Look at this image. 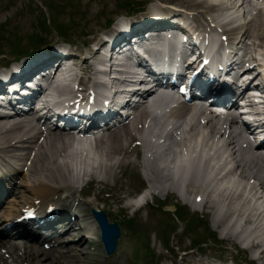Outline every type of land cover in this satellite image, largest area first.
<instances>
[{"label": "bare ground", "instance_id": "6f19581e", "mask_svg": "<svg viewBox=\"0 0 264 264\" xmlns=\"http://www.w3.org/2000/svg\"><path fill=\"white\" fill-rule=\"evenodd\" d=\"M178 5H187L186 7H198L201 8L198 15L202 16L204 14H209L211 10H213L214 5L209 4L212 0H172ZM223 3V0H219ZM209 2V3H208ZM218 7H221L220 4H217ZM224 10H228L230 7L222 6ZM164 7L154 6L152 7V13H144L143 16L139 19L138 23L142 24L143 22H149L152 20H156L158 17L155 15H161L163 13ZM158 10V11H155ZM229 16L232 13H227ZM153 16H156L153 18ZM97 16L96 18H98ZM134 24L133 29H140L141 26H137L138 24L132 22ZM170 23V22H169ZM156 23H146V25L153 27ZM234 28H228L224 33L232 32ZM223 34V32H222ZM240 37L244 38H252L253 32L245 29V31L241 34ZM103 41V40H100ZM256 41V40H254ZM253 41V42H254ZM106 44V42H104ZM237 43H240V40ZM235 44V45H236ZM100 52L96 50H92V56H99ZM68 57H72L73 59H78V56H72L68 53ZM50 60V58H49ZM48 60V61H49ZM63 60L69 61L68 58H63ZM60 60V61H63ZM47 61V62H48ZM80 64L84 65L87 71H91L90 69L93 66L87 62V59L83 57L80 60ZM28 67L34 68L32 63L23 62L21 64H17L15 67H9L7 72L9 75H13L19 71H25ZM263 75H264V68ZM43 72L49 73L48 69H43ZM2 74H0V79L2 78ZM22 76H17L12 79H21ZM238 80L236 79L234 83ZM96 80L92 77L91 86H96ZM90 86V87H91ZM58 93L60 92L57 89ZM149 96L151 95L148 94ZM212 95L214 93L212 92ZM154 104V103H152ZM44 107H47L45 105ZM182 113V111L176 112ZM142 113H137L133 119L129 122V124L123 129V133H115L111 132L107 135V137H100L99 143L96 147H99V151L96 153L98 157H101L104 163L94 166L92 163L87 162L85 165L86 168L82 167L81 170L82 176H89L90 178L95 179L98 171L104 170L107 176L114 177L116 176V170H120L130 165H139L143 167V174L148 179L150 183V187L152 189H157L158 192H167L169 189H183L185 193L187 191H192L196 189V191L207 190L209 194L213 196V200L210 202L211 207L216 206L220 207L221 202L227 203L225 213L229 215L236 214V220L227 228H225V236L232 237L233 244H237V241H249L250 248H263L260 251V257L264 258V234L263 232H258L254 237L252 234H249L244 228L239 227L238 219H244V222L247 224H251V229L254 228L258 224L262 223V219H260L264 215V211L258 212H248L250 208L244 211L245 202L248 199L246 192L250 189L248 180L250 177L257 179L260 184H264V166L261 164L250 166V161L255 159L249 154L241 150L237 145L233 142L231 146H224L221 152L217 155V158L208 157L204 159L203 168H200L197 165L193 167L186 164L185 166L178 165L173 170H169L166 167V163L162 162V154H167L166 152H170L171 157L169 156V161L167 164L173 162L172 156H175L173 150L170 149V142L176 141V139L169 138V143L166 145L160 146L159 144H154L153 142L147 140L148 135L143 136L140 135L139 130L136 133L139 137H133L131 130H136V127L139 123H141ZM157 118V117H156ZM152 122L155 123L156 119L152 118ZM165 120V118H163ZM208 123L215 127L220 123V118L208 119ZM15 121H6L0 117V157L5 158H17L18 161H23L25 159H29L31 155V151L35 150L33 156L31 157L32 164L28 168V172L25 174L28 176V181L25 182V185L29 191H32L34 194H37V198L40 201L50 202L53 200V193L51 194V190H55L57 186L47 182L45 176H43V171L47 170V172H53L56 174V177L63 181V179L59 176L62 172H68V174L73 173L72 169V160L73 162L77 161V151L73 150L70 146L68 147V142L66 139L70 140V136H65L63 134L56 133H48L44 136L43 141L38 142L39 134L37 135L36 124L31 121L28 126L26 123H17ZM200 124V123H198ZM26 129H24V128ZM143 127H145L143 125ZM15 128V129H14ZM18 128H23L21 130H16ZM166 128V125H160L158 130L155 132V135H158L160 130ZM152 128H148L149 134L151 133ZM220 134H223L222 130H218ZM154 136V131L151 133ZM24 139L26 142L30 143L29 150H24L22 153H17L16 149L23 147ZM134 141H142L143 148L142 151L145 152L142 156L136 160L131 159L130 146L134 144ZM203 140H200L202 142ZM213 135L210 139L205 142V146L211 148L213 146ZM180 144V143H179ZM186 145L190 144V140L185 142ZM27 148V147H26ZM69 148V150H68ZM134 148V145L133 147ZM3 153V155H1ZM181 159V158H180ZM198 160H202L200 153H198ZM231 161L232 164L227 168V163ZM74 162V163H75ZM213 162L214 166H211L210 163ZM184 163V162H183ZM208 164V168L210 167V174L205 169V165ZM91 168V169H87ZM226 168V169H225ZM49 169V170H48ZM225 169V171H224ZM49 179V178H48ZM58 180L57 182H60ZM247 180V182H246ZM104 183V180H103ZM73 186L60 184L61 188L59 190V196L65 194V196H73V199H76L72 192H74V182H72ZM261 194L259 197H264V187L261 188ZM72 193V194H70ZM70 194V195H67ZM72 199V200H73ZM189 200V199H188ZM28 203H32V200H27ZM71 202V201H70ZM200 206H205L208 204V200L204 198L201 201H198ZM69 207L76 205L73 203H67ZM76 209L83 207V204L78 203ZM221 217L216 215L214 216L215 224H219L221 221ZM258 220V221H257ZM94 223V221H93ZM95 229V223L92 224ZM93 231V227H92ZM91 234V233H88ZM251 239V240H250ZM235 241V242H234ZM251 242V244H250ZM238 245V244H237ZM31 260V259H29ZM185 260H188V256L185 257ZM28 261V260H27ZM35 264H45L44 262L35 263ZM194 264H210L206 262L199 261Z\"/></svg>", "mask_w": 264, "mask_h": 264}, {"label": "rangeland", "instance_id": "374dc122", "mask_svg": "<svg viewBox=\"0 0 264 264\" xmlns=\"http://www.w3.org/2000/svg\"><path fill=\"white\" fill-rule=\"evenodd\" d=\"M119 1L124 3H134L138 0H0V53H3L0 55V62H5L7 59L12 58L15 50L19 48L18 45L24 48L23 45L26 46L25 40L29 35L35 37L38 44L50 42L51 45L56 40L66 39L62 37L59 32H63L64 29H67L65 36L70 33L71 39L69 41L75 43L79 47H85L87 41L99 32L98 24H101L104 19L103 16L95 18V14L105 10L108 12L110 9H118L122 11V8H116ZM113 15L114 14H112V16ZM43 22L48 25L43 27ZM259 44L260 47H264L262 42H259ZM138 153H140L139 150H133L131 152L132 158H136ZM43 174L46 179H53V177L56 176L53 172L48 173L47 170H44ZM62 174L66 179L67 173L62 172ZM130 174L132 176L136 175L135 166L133 165L126 166L121 170V172L117 171L114 179L111 176L105 178L106 184L102 183L103 185L101 186L98 184V189H94L91 192L87 191L85 196H81L84 205L80 210L85 214H89L91 207L102 209L98 205L95 206L94 203H98L99 205L103 204L105 205L104 209L111 214L112 220L116 219L118 222L123 221V225H126L128 228L127 233L125 235L123 234L119 240L117 250L118 257L110 260L106 264H135V260L137 259L136 257L139 254L138 249H140L142 241L145 237L147 240L145 246L146 252L150 250L153 254V259L150 264H160L161 256L172 257L169 252L167 253L163 251L164 246L160 242L162 235H158L159 230H157L161 227L160 224H162L165 219L167 221L169 220L179 228L177 231H181L184 225L176 220L171 221L172 211L161 209L157 207L156 204H160L163 200L166 203H178L181 198H175L176 196H172L175 194L173 192L165 193L155 191V193H152L151 195L154 202L153 211L148 213V210L144 208L142 211L132 212L135 208L129 206L124 198L125 196L128 197L129 195H134L132 193L135 187H131L134 183ZM55 180L58 181L60 179L56 177ZM98 183L101 184V182ZM100 190H115L116 192H113L114 195L112 196H105V194L100 195ZM154 190L155 188L152 189V191ZM77 191L78 190L75 189L72 193L75 195ZM168 191H170V189ZM119 195L124 201L121 200L120 202H111L110 204L109 202L101 203L102 201H106L108 198H116ZM145 205L146 204L141 206L139 209H142ZM150 208H152V206H150ZM211 227L213 228L212 224ZM177 231L172 233L168 239H170L172 249L174 251L179 250V257L176 256V259L172 263L166 261L161 264H187L184 259L185 253L182 252L181 249H183V244L190 246L189 241L188 239L183 240V235H186L185 231H182L183 235H179ZM204 232V230L195 231L193 236H197L195 238L202 237V242H205ZM150 238L152 239V242H149ZM210 244H213V242L208 240L207 244L203 245L201 248L207 249L209 252ZM225 244H213L214 246L211 247V251H213V253H221L223 255L219 247L223 248ZM81 249L82 248L79 246L65 247L63 249L64 251H71L75 255H61V264H105L99 250L91 256H85L79 253ZM193 253L197 260L205 258V256L201 255L199 252L194 251ZM240 254L243 257L241 252ZM96 259L98 260L93 261ZM58 262H49L47 264H57Z\"/></svg>", "mask_w": 264, "mask_h": 264}, {"label": "water", "instance_id": "95a60500", "mask_svg": "<svg viewBox=\"0 0 264 264\" xmlns=\"http://www.w3.org/2000/svg\"><path fill=\"white\" fill-rule=\"evenodd\" d=\"M95 216L100 225L101 231L103 233V239L105 241H108L109 234H119V228L114 224H108L105 214H103L102 212H95Z\"/></svg>", "mask_w": 264, "mask_h": 264}, {"label": "snow or ice", "instance_id": "6c2138e0", "mask_svg": "<svg viewBox=\"0 0 264 264\" xmlns=\"http://www.w3.org/2000/svg\"><path fill=\"white\" fill-rule=\"evenodd\" d=\"M181 91H183V89H181Z\"/></svg>", "mask_w": 264, "mask_h": 264}]
</instances>
